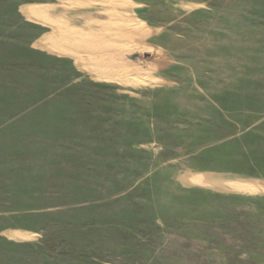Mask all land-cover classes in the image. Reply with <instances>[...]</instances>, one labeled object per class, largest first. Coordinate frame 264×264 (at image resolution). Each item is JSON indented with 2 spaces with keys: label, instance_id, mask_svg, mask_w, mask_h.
<instances>
[{
  "label": "rangeland",
  "instance_id": "374dc122",
  "mask_svg": "<svg viewBox=\"0 0 264 264\" xmlns=\"http://www.w3.org/2000/svg\"><path fill=\"white\" fill-rule=\"evenodd\" d=\"M33 1L0 0V264H264V198L172 183L167 173L178 161L170 157L180 158L182 146L170 131L187 122L158 119L161 133L153 135L155 117L175 116V108L161 109L165 102H217L237 122L250 111L246 122L255 127L214 152L195 144L188 153L264 176V0H145L143 18L161 47L147 39L121 56L142 78L123 74L121 62L107 70L48 48L51 33L25 16ZM170 66L174 77L166 79ZM204 72L250 86L204 96L208 77L202 85L192 78ZM144 88L143 102L115 94ZM127 99L136 112L123 120ZM143 125L146 138L138 135ZM188 182L264 194L258 181L207 174Z\"/></svg>",
  "mask_w": 264,
  "mask_h": 264
},
{
  "label": "crops",
  "instance_id": "0c3cea01",
  "mask_svg": "<svg viewBox=\"0 0 264 264\" xmlns=\"http://www.w3.org/2000/svg\"><path fill=\"white\" fill-rule=\"evenodd\" d=\"M145 3V0H34L26 6L25 16L45 27V29L51 33L45 44L48 48L56 51L58 54L70 59L72 58L73 60H77L86 65L95 63L100 64L107 70H109V68L112 69L111 67L108 68V65H112L113 67V64H120L121 62L119 65L121 69L119 70L122 71L123 74L128 73L127 76L130 78H142L144 77L143 70L141 71L140 67L127 66L124 64L125 61H122L121 56H123L125 52H129L131 44L140 48L146 46L147 39H151L150 41L153 42V44H149V46L154 48L161 47V44H157V39L159 40L161 35L157 37L155 34V32H157L156 28L152 26L147 27V23L143 18L146 14L147 8ZM175 9L177 10V8ZM55 38L58 39L56 46L52 45V40ZM171 45L172 43H170V46ZM170 67V70H172L167 73L168 77L163 75L166 79L174 77L172 75L174 66ZM130 74H134V76ZM200 76L201 77L195 75L192 78H194L193 80H196L197 83H201V79L206 78V76L208 77L207 79L210 83L205 86L206 88H202L201 90L202 95L208 97L210 95H226L228 90H239L240 92L243 90L242 82L250 86V83L244 82L243 78L238 76L230 75L233 82L238 80V83L233 86L231 85L233 82L227 84V79L223 76L220 78L221 76L215 73L206 74L204 72ZM96 77L100 79L97 74ZM158 78H162V76H158ZM250 81H252V79H250ZM124 93L126 95H137L138 97H141L138 100L143 102L145 100L144 97H146L149 92L147 93L145 88L140 89L138 94L124 89L115 92L117 96ZM154 93H156L157 96L163 94L162 91L159 93L154 91ZM91 94L92 93H89V95ZM181 101L182 100L179 101V105H173L169 102L160 105L161 109L164 108V110L171 109L170 107L175 108L174 117H168L167 114L159 116V118L155 117L154 137H156V134L161 133L159 131L160 126L158 127L157 124L158 119L159 121H167L168 119L174 121L175 119V123L177 124L181 121L187 122V124L174 127L170 131L173 134L174 140L182 146L180 153L177 152L180 154V158H177L176 160L177 156L173 155L170 157L174 159L171 160L170 163L178 161L177 165L167 173L170 181L177 185L178 183L181 185L184 184L195 193H215L221 196H250L254 198H264V194L249 195L204 189L188 182L190 177L209 174L229 180H250L264 183V176L250 175L235 170H227L222 167L207 165L202 154L208 150L209 152H214L217 148L228 144L227 142L229 139H235L237 136H241L251 128L255 127L257 125L256 122L252 124L246 122V120L252 115V112L245 111L249 113L244 117L245 120L237 122L235 120H226L224 117L226 116L227 111L217 102L199 104L193 100L188 103H182ZM121 107L124 109L122 115L123 120L131 117V111L136 112L134 107L133 109H130L131 106L129 104V99H127L126 103L121 105ZM124 107H126V109ZM113 108L119 109L116 105L115 107L113 105ZM137 112L138 115L136 117L139 118L140 115L144 118L146 117L143 111L141 112L138 109ZM239 112L242 111H238L237 113ZM211 113L213 114V123L209 121ZM232 127L241 128L243 131H240L237 135L226 134L228 129ZM146 133L143 125L142 130L138 132V135L143 138ZM220 134H222V136H219ZM210 135H217L220 138L216 141L204 142V138L209 137ZM261 135L264 136V132H262ZM144 141L145 140H139L136 144L138 146L141 145V147L142 145L145 146L146 141ZM195 144L197 145L198 150L202 153H199L198 157L194 159L192 156L195 155V153L189 154L190 152L188 153V148ZM133 145L135 144L133 143ZM242 148L246 149L245 145ZM229 158L230 157L228 156H224L223 162L227 161Z\"/></svg>",
  "mask_w": 264,
  "mask_h": 264
}]
</instances>
